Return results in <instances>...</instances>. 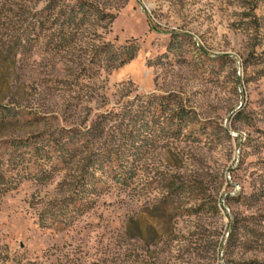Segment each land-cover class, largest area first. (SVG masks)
Wrapping results in <instances>:
<instances>
[{"label":"rangeland","instance_id":"1","mask_svg":"<svg viewBox=\"0 0 264 264\" xmlns=\"http://www.w3.org/2000/svg\"><path fill=\"white\" fill-rule=\"evenodd\" d=\"M0 107V264H264V0H0Z\"/></svg>","mask_w":264,"mask_h":264},{"label":"trees","instance_id":"2","mask_svg":"<svg viewBox=\"0 0 264 264\" xmlns=\"http://www.w3.org/2000/svg\"><path fill=\"white\" fill-rule=\"evenodd\" d=\"M80 13H78L76 16L72 17V22L73 21H76L77 17L81 16V13L83 12L82 10L79 11ZM128 56V57H127ZM126 58H123L121 56L119 57H113L115 63H118V62H121V65L125 64L128 60H130L132 58L131 55H127ZM0 110H2V107H0ZM10 116V115H8ZM11 118H14V117H11ZM177 121L174 123L175 124V127L177 128L176 130V134H180L181 133V130L182 128L187 124V119L190 118V114L188 112H186L185 110H180L178 113H177ZM117 177H116V180L119 182V183H122L124 182V180L126 179V176L124 174V172L122 171H115L114 173Z\"/></svg>","mask_w":264,"mask_h":264}]
</instances>
